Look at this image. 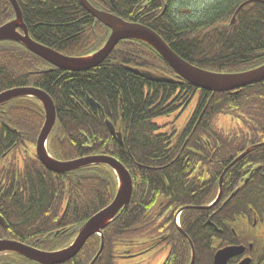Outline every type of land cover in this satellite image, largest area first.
Here are the masks:
<instances>
[{
    "label": "trees",
    "instance_id": "1",
    "mask_svg": "<svg viewBox=\"0 0 264 264\" xmlns=\"http://www.w3.org/2000/svg\"><path fill=\"white\" fill-rule=\"evenodd\" d=\"M88 1L102 10L115 9L114 0ZM17 2L29 36L64 55L90 53L105 40L103 25L78 0ZM236 4L235 0L215 3L210 16L227 17L228 24ZM13 16L9 1L0 0V25ZM236 18L233 29L215 27L210 30L215 35L200 38L195 37L204 30L199 25L179 27L171 22L172 30L184 36L173 48L189 63L214 72H238L264 63V4L246 3ZM146 61L163 63L151 49L124 40L99 66L65 71L15 41L1 40L0 92L32 86L50 95L56 123L48 145L55 158L103 153L118 159L130 173V201L103 229L104 246L94 264H121L114 255L118 241L128 247L125 252L139 245L141 249L149 245L146 251L160 250L165 240L158 245L153 240L160 241L164 233H157L159 225L153 228L166 218V230L174 237L170 235L163 264H189L191 246L174 223L180 209V226L195 249L193 264H214L217 250L239 244L248 247L254 220L264 216V146L252 149L230 167L248 147L264 142V81L237 92L212 93L191 85L169 67L153 72L171 78L174 82L170 83L150 81L127 67L145 70ZM194 94L197 104L179 134L176 129L171 135L158 133L161 127L155 119L184 108ZM87 97L99 104L97 112ZM231 113L243 116L252 138L224 139L217 118ZM106 120L121 133V139L110 134ZM42 123L43 110L35 98H16L0 107V215L8 224L0 226V238L54 250L66 240L53 230L76 227L107 205L115 194L116 178L102 165L64 174L45 169L33 152ZM258 135L260 141L253 139ZM198 169L201 179L196 176ZM225 169L219 201L202 208L215 198ZM245 178L249 181L244 185ZM236 187L238 192L229 199ZM51 196L57 199L50 200ZM99 244L100 237L93 235L75 257L62 264H89ZM247 254L250 264H264V248ZM0 264L34 263L16 253H4Z\"/></svg>",
    "mask_w": 264,
    "mask_h": 264
},
{
    "label": "water",
    "instance_id": "2",
    "mask_svg": "<svg viewBox=\"0 0 264 264\" xmlns=\"http://www.w3.org/2000/svg\"><path fill=\"white\" fill-rule=\"evenodd\" d=\"M80 4L96 19L110 29V33L105 42L94 52L84 56H66L47 46H44L30 38L27 28L23 22L22 14L16 0H9L15 16L0 26V40H13L20 43L28 51L44 59L51 65L62 70L72 72H82L99 65L113 50L115 45L123 39L139 40L150 46L157 55L182 79L191 85L206 91L227 92L234 91L246 85L264 80V64L253 69L235 73L211 72L195 65H192L179 57L165 42L152 30L136 23H129L121 18L107 12L94 8L87 0H78ZM20 29V31L18 30ZM130 70L142 77L155 82H173L165 76H155L151 72H140L138 69ZM20 97H33L42 105L45 113L44 125L39 133L36 142V154L39 161L50 171L55 173H66L82 167L91 165H104L111 168L116 176L117 189L115 197L111 203L88 218L79 228L76 237L67 247L55 251H43L28 246L18 241L0 239V252H12L25 257L35 264H61L73 258L82 248L88 237L98 234L115 216L127 206L132 193V180L126 168L116 158L108 155H92L76 158L68 161H59L53 158L47 151L46 142L54 128L56 111L51 97L41 89L35 87H16L0 92V106L12 99ZM94 108L97 106L92 99H88ZM110 132L114 135V128L108 122ZM251 149H247L249 152ZM244 152V153H246ZM240 155L230 167L241 157ZM227 169H225L226 171ZM225 171L220 176L219 192L217 199L212 205L202 208H210L217 203L222 193V180ZM0 224L6 227L5 220L0 216ZM190 241V240H189ZM191 243V242H190ZM191 245V263L194 261V248ZM103 247L101 246L89 264H94L97 256ZM244 251L242 246H227L216 252L214 264H227L228 259ZM249 259L242 260L239 264H248Z\"/></svg>",
    "mask_w": 264,
    "mask_h": 264
},
{
    "label": "flooded vegetation",
    "instance_id": "3",
    "mask_svg": "<svg viewBox=\"0 0 264 264\" xmlns=\"http://www.w3.org/2000/svg\"><path fill=\"white\" fill-rule=\"evenodd\" d=\"M199 1H201L200 2L201 4L197 5V2ZM217 1L220 2V1H228V0H217ZM235 1L237 4L234 5L235 10L230 14L228 24H227V20H228L227 17L221 16L220 14L217 15V17L210 16V11L212 9L211 7L215 5V0H114L115 2L114 11L111 12L108 10V8L105 11L120 17L126 22L140 24L142 26H145L146 28H149L150 30L154 31L165 42V44L169 46V48H171V50H173L177 54L176 50L173 48V45L175 41H178L184 36L182 35L180 36L179 33H176L172 30L170 25L171 22H173L179 27L181 26L183 27L186 26V24L187 25L189 24L194 28H197V25H199L200 29L201 30L204 29V30L201 33H199L198 36L195 37L200 38L201 36L204 35L213 36L215 34H213V32H211L210 30H213L215 27L220 26V28L222 29H233L234 24L237 22L236 14L238 13L239 9L246 3L257 2L258 0H235ZM233 16H234L233 24H231L230 21L232 20ZM103 27L106 31V37H107L109 29L104 25ZM170 30L172 31L171 33L169 32ZM206 30L208 33H205ZM218 35H223V34H218ZM130 41L134 42L139 48H143L145 50L149 49L145 46V44H143L138 40L136 41L130 40ZM146 62H147L146 63L147 68L145 70L163 72V70H166L168 68V66L164 62L159 63L158 61H155L154 64H150L148 61ZM179 82H181V80ZM191 115L192 112L191 114H189V116H187L186 118L187 122L190 120ZM116 131L118 130L116 129ZM97 154H102V153H97ZM230 187L231 186L229 185L228 189ZM258 223H260L258 220H254L253 226L257 225ZM76 227H69L66 225L63 226L61 229L53 230V232L61 233L63 239L66 240L65 243L63 244L64 246L67 244L69 239L74 237Z\"/></svg>",
    "mask_w": 264,
    "mask_h": 264
},
{
    "label": "rangeland",
    "instance_id": "4",
    "mask_svg": "<svg viewBox=\"0 0 264 264\" xmlns=\"http://www.w3.org/2000/svg\"><path fill=\"white\" fill-rule=\"evenodd\" d=\"M200 2L201 1L197 2V5H200L201 4ZM215 3H218V1L215 0ZM185 98H186V100L188 99V97H185ZM197 98H198L197 95L194 94L187 101L184 108H179L175 113H173L171 115H168L165 117H163V116L158 117L156 120L162 126V129L160 131L165 132L167 135H171L173 130L176 129V131H177L176 134L177 133L179 134L180 130H182L183 127L185 126V124L187 123V121H186L187 116H189V114H191V112L194 110V107L197 104ZM249 125H251V124H249ZM216 126H217V129H219L222 132L224 139L227 138V140H230L232 136L237 137V136H242V135H244V138H246V139L252 138L250 128H248V125H245L243 123V116L237 117L232 113L227 114V115L224 114V115L218 116ZM258 133L261 134L259 131H258ZM261 138H262V136L258 135L257 137H254L253 139L260 141ZM168 139H169V143H170V138L168 137ZM172 143L174 144L173 138H172ZM29 151H30V154L31 153L33 154L31 148H29ZM196 176L199 178L201 177L199 169L196 172ZM205 176L206 175H204L203 179H205ZM217 196H218V193L216 194L215 198L212 201H210V203L207 205H212L215 202V200L217 199ZM64 202L62 203V205H64ZM168 219L169 218H166L164 220L159 219L156 223V227L153 228L154 230H156V228L159 225L160 228H159V232L157 229V233H164L163 235H161L159 237V238H161L160 241L153 240L154 245H158L165 240L162 243L163 247H161L160 250L150 249V250H152V254L148 253V250L147 251L143 250V249H147V247L149 246V245H147L145 248L142 247L141 253L137 254L135 252H137V250L141 249V248H138L140 246L139 245L138 247L133 246V247L129 248V252H125V247L126 248H128V247L126 245H120L119 241H118V242H116L118 245L114 246V248H115L114 249V255L118 259V261L121 259L123 261L122 262L120 260V262H122V264H159L160 262H162V260L164 259V257L167 256V254L169 253V250H170V246L167 245V243L169 241H171L170 235H172V234L170 231L166 230L167 226L169 225L167 223ZM180 221H181V212H180V214L179 213L177 214V216L175 217V220H174V223L177 227H180ZM251 235L255 241H262L264 239V221L262 222V224L257 229H254L252 231ZM172 236L174 237V235H172ZM120 242H122V241H120ZM149 243H151V242H149ZM122 244H125V243H122ZM153 244H150V245L153 246Z\"/></svg>",
    "mask_w": 264,
    "mask_h": 264
},
{
    "label": "bare ground",
    "instance_id": "5",
    "mask_svg": "<svg viewBox=\"0 0 264 264\" xmlns=\"http://www.w3.org/2000/svg\"><path fill=\"white\" fill-rule=\"evenodd\" d=\"M209 59H210V58H209ZM49 199L52 200V199H57V198H56V196H51ZM76 235H77V234H76ZM76 235H74L73 240H74V238L76 237ZM144 245H146V244H144ZM193 248H194V246H193ZM194 251H195V249H194Z\"/></svg>",
    "mask_w": 264,
    "mask_h": 264
}]
</instances>
